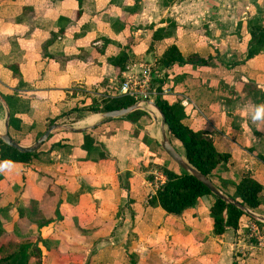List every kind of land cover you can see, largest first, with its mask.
Instances as JSON below:
<instances>
[{
	"label": "crops",
	"instance_id": "obj_1",
	"mask_svg": "<svg viewBox=\"0 0 264 264\" xmlns=\"http://www.w3.org/2000/svg\"><path fill=\"white\" fill-rule=\"evenodd\" d=\"M257 26L264 28V0H0V135L6 108L16 118L8 119V134L23 146L50 120L92 126L58 128L50 143H59H43L26 162L0 160V243L38 236L44 264H264V248L244 237L250 214L214 234L213 195L180 214L149 205L155 172L182 170L160 146L159 112L148 106L101 119L104 103L91 95L115 88L135 62L164 69L161 100L181 105L182 124L228 155L206 177L226 196L253 178L262 189L250 210L264 216V112L257 113L264 37L251 42L259 40ZM158 28L163 36L153 40ZM171 45L183 58L212 61L164 66ZM121 52L127 60L119 69L111 59ZM32 199L49 220L41 227L28 217Z\"/></svg>",
	"mask_w": 264,
	"mask_h": 264
},
{
	"label": "trees",
	"instance_id": "obj_2",
	"mask_svg": "<svg viewBox=\"0 0 264 264\" xmlns=\"http://www.w3.org/2000/svg\"><path fill=\"white\" fill-rule=\"evenodd\" d=\"M79 13L80 12H78V14ZM255 29L256 31L252 34H254V38L259 36V40H252L251 42L254 44L263 43L261 37H264V28L257 26ZM162 32L163 28L154 30L152 35L153 40L160 39L163 36ZM252 54L253 49H250L247 56H251ZM126 60L127 55L121 52L118 56L111 59V63L121 69ZM211 61L212 57H201L197 54H191L187 58H183L174 45L169 46L160 58V63L164 66H169L176 62L206 65ZM11 70L14 76L19 77L17 67L11 66ZM133 103L134 100L130 97H115L105 101L102 111L125 108ZM155 104L163 115L170 139L175 138L181 142L184 157L197 171L204 176H208L215 167L227 161L228 155L217 152L214 149L212 139L209 135L201 131L193 130L182 124L181 120L185 116V111L181 105L168 104L160 98L155 101ZM94 107L95 106H92V108ZM129 114L133 115L135 111ZM15 120L16 118L10 117L9 124L13 125ZM51 124H58L57 119L50 120L48 126ZM16 127H18V125H16ZM53 134L54 133L50 134L43 143H50ZM57 143H59L58 139L50 144L54 145ZM174 146L178 147L176 143ZM38 149L30 153L21 152L6 145L0 139V160L26 162L32 156L37 155ZM261 159L264 161V156H261ZM161 169L166 180L157 188L156 192L148 198L149 205L160 206L167 213L180 214L184 209L194 205L199 197L205 194H211L214 196V202L210 207L214 234L221 235L228 227L232 229L238 227L241 215L245 214L244 210L212 194L200 180L183 169L180 173H175L165 167H161ZM261 189V186L253 178L245 176L236 184L234 196L229 197L252 210L260 202L258 194ZM27 211L29 219L36 223L37 227H41L44 223L49 221L43 217L37 208L36 201L33 199L29 200ZM2 236L3 228L0 222V239ZM38 243V236L35 241L28 237L19 236L16 240L8 239L5 242H1L0 264H44ZM233 264H237V262L234 261Z\"/></svg>",
	"mask_w": 264,
	"mask_h": 264
},
{
	"label": "built area",
	"instance_id": "obj_3",
	"mask_svg": "<svg viewBox=\"0 0 264 264\" xmlns=\"http://www.w3.org/2000/svg\"><path fill=\"white\" fill-rule=\"evenodd\" d=\"M163 71L164 69H159L154 63L135 62L125 67L120 76V83L115 88L91 91V95L100 103H105L115 97L127 96L134 100L139 109L146 110L148 106L154 107L152 103H155L167 91L164 84L160 82ZM154 179L159 187L165 182L166 177L163 172H155ZM244 237L247 242L251 243L252 248H264V221L255 217L250 219Z\"/></svg>",
	"mask_w": 264,
	"mask_h": 264
},
{
	"label": "water",
	"instance_id": "obj_4",
	"mask_svg": "<svg viewBox=\"0 0 264 264\" xmlns=\"http://www.w3.org/2000/svg\"><path fill=\"white\" fill-rule=\"evenodd\" d=\"M152 105L157 109L161 116V139H160V146L161 148L166 152V154L183 170L193 174L198 180H200L209 190L212 194H214L217 197H220L227 203H232L240 207L242 210H244L245 213L250 214L251 216L264 221V216L254 214L248 208L244 207L242 204H240L238 201L232 199L229 196H226L223 194L206 176L201 174L199 171H197L194 167H192L186 158L175 148V146L172 143V140L169 137V133L167 131V128L165 127V121L163 118V115L159 108L156 106L155 103H152ZM138 109L137 105L134 103L128 107L120 108V109H113L108 111H103L100 115L101 119H110L115 117H122L134 110ZM8 119H9V112L6 108V116H5V130L0 135V139L3 143H5L8 146H11L12 148H15L21 152H33L36 151L43 142L49 137V135L57 130L60 127L67 128L71 131H83L86 129H91L92 126H88L86 128H76L74 126L70 125H59V124H51L47 127V129L31 144L28 146H23L16 142L13 138H11L8 134Z\"/></svg>",
	"mask_w": 264,
	"mask_h": 264
},
{
	"label": "clouds",
	"instance_id": "obj_5",
	"mask_svg": "<svg viewBox=\"0 0 264 264\" xmlns=\"http://www.w3.org/2000/svg\"><path fill=\"white\" fill-rule=\"evenodd\" d=\"M264 112V106H261L260 108L257 109V113ZM256 117H254L255 119Z\"/></svg>",
	"mask_w": 264,
	"mask_h": 264
}]
</instances>
